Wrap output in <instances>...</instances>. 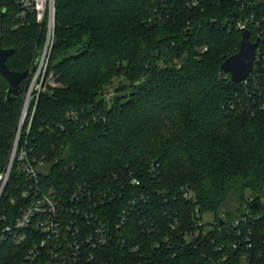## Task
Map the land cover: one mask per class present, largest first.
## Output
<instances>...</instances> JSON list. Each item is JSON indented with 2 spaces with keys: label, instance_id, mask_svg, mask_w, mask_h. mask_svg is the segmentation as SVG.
<instances>
[{
  "label": "trees",
  "instance_id": "1",
  "mask_svg": "<svg viewBox=\"0 0 264 264\" xmlns=\"http://www.w3.org/2000/svg\"><path fill=\"white\" fill-rule=\"evenodd\" d=\"M17 1L0 0V11L6 10L0 49H15L7 66L24 72L33 67L44 40L34 23L15 28ZM174 4L57 0L48 73L59 87L48 86L31 101L22 139L43 162L39 174L48 187L110 185L115 173L140 178V186H126L125 197L112 203L119 205L118 213L134 197H144L129 208L127 248L111 253L123 256L120 264H244L247 254L259 264L264 210L253 207V217L239 225L244 232L254 230V249L242 243L235 250L232 244L242 242L234 224L245 216L246 195L264 197V113L231 109L238 82L224 80L221 65L239 50L241 33L211 23L230 12L238 16L239 8L235 0H205L204 9ZM253 9L264 15V2ZM259 31L264 34V24L251 30L252 42ZM204 47L208 50L201 53ZM29 83L30 78L20 83L22 99L8 98L9 84L0 74V172L9 160ZM22 178L14 166L0 202V215L12 214L9 221L21 207L15 185ZM187 189L194 199L184 198ZM196 208L200 218L214 217L210 229L196 230ZM222 216L227 223H221ZM148 219L155 221L154 232L141 227Z\"/></svg>",
  "mask_w": 264,
  "mask_h": 264
},
{
  "label": "built area",
  "instance_id": "2",
  "mask_svg": "<svg viewBox=\"0 0 264 264\" xmlns=\"http://www.w3.org/2000/svg\"><path fill=\"white\" fill-rule=\"evenodd\" d=\"M176 0H159L161 6L171 5L175 7ZM191 8L204 9L205 0H178ZM216 3L220 0H206ZM238 5V16L232 12L221 20L214 18L212 24H217L229 33L237 31L260 30L264 24V15L255 9L262 0H235ZM56 3L57 0H18L19 12L16 15L15 28L25 27L34 23L43 32L44 41L39 50V62L36 71L31 75L32 84L28 97L25 99V108L21 116L19 126L14 137L11 153L6 168L0 172V202L4 191L11 180L14 166L23 175L21 181L15 185L18 193V203L21 204L17 217L9 221L12 215L3 213L0 215V264H120L123 256L111 255L119 253L127 248L125 227L132 211L129 208L136 207L144 199L142 196L134 197L128 203V208L118 213L119 205H113L114 200L125 197V187H138L140 178L133 172L114 174V181L108 185H94L89 183L78 184L67 190L56 187H48L41 180L39 168L42 161L31 155L32 150L26 141L23 142V129L28 120L29 96L34 93V98L39 96L44 84V78L48 71L49 60L55 40L56 28ZM260 32V31H259ZM264 37L263 31L259 37L261 42L255 52L253 70L247 78L238 82L231 109L237 114L264 113ZM207 47L201 48L205 53ZM36 58V60H37ZM35 60V62H36ZM34 62V65H35ZM33 65V66H34ZM224 80H233L231 74L224 72ZM236 82V81H235ZM36 105L33 107L29 119L28 130L32 123ZM27 109V110H26ZM154 171V165L150 172ZM184 198L194 199V194L189 190L184 191ZM10 204H16V199L11 198ZM114 206V207H112ZM253 207L264 210V197L257 200L253 194H247L245 204L242 207L245 216L234 224L237 235L242 242L232 244L233 249H238L243 243L248 250L254 249V230L239 229L241 221L247 217H253ZM259 209V211H260ZM132 210V209H131ZM118 214V218L114 215ZM196 230L210 229L199 208L195 209ZM261 215L256 218L260 219ZM221 220L227 223L224 216ZM141 227L146 232H154L156 224L153 219L142 220ZM212 223V222H211ZM215 224V219L213 220ZM176 222L171 224L175 228ZM169 241L166 239L165 243ZM155 247L160 248V244ZM132 253L139 251L138 246L131 248ZM250 254L244 256V264H252ZM264 264V253L259 254ZM227 258L224 257L223 260ZM207 263V262H206Z\"/></svg>",
  "mask_w": 264,
  "mask_h": 264
},
{
  "label": "water",
  "instance_id": "3",
  "mask_svg": "<svg viewBox=\"0 0 264 264\" xmlns=\"http://www.w3.org/2000/svg\"><path fill=\"white\" fill-rule=\"evenodd\" d=\"M6 10L0 11V18L4 17ZM1 40V36H0ZM261 40L258 38L255 42L250 40V33L248 30L242 31L240 47L237 53L230 56L221 65L223 72L231 74L236 82H240L248 77L254 67L255 52L258 48ZM15 52V49H0V74L6 79L9 84L7 95L8 98L13 94L16 98L22 99V91L20 89V83L24 79L30 78V76L36 71L39 56L35 62V65L27 71L15 72L11 71L7 66V60ZM222 223V220H221ZM197 264H208L204 260H199Z\"/></svg>",
  "mask_w": 264,
  "mask_h": 264
},
{
  "label": "rangeland",
  "instance_id": "4",
  "mask_svg": "<svg viewBox=\"0 0 264 264\" xmlns=\"http://www.w3.org/2000/svg\"><path fill=\"white\" fill-rule=\"evenodd\" d=\"M262 1H264V0H262ZM43 40H44V38H43ZM32 81H33L32 76H30L29 87H27V91L24 94L25 95V99L28 97V94H29V90H30V86L32 84ZM44 84L45 85L42 87V90L43 91H45L48 86H51V87H59V84L55 81L54 74L52 72L48 73V71H47L46 76L44 78ZM118 87H119V84L117 82L114 83V85L110 88V93L113 95L115 93V90ZM34 93H35V91L33 93H31L30 96H29V108H28V111H27V115L29 114V110H30V106H31V101L34 99ZM24 108H25V101H24ZM24 108H23V112H24ZM213 220H214V217H212L211 215H208L207 214L205 216L206 223L209 224V223L213 222Z\"/></svg>",
  "mask_w": 264,
  "mask_h": 264
}]
</instances>
